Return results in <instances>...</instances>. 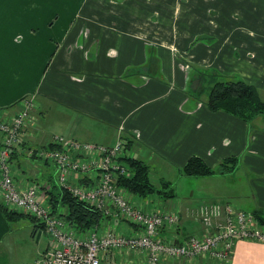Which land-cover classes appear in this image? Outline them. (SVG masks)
<instances>
[{
  "label": "crops",
  "instance_id": "0c3cea01",
  "mask_svg": "<svg viewBox=\"0 0 264 264\" xmlns=\"http://www.w3.org/2000/svg\"><path fill=\"white\" fill-rule=\"evenodd\" d=\"M55 2L0 0V114L12 116L24 98H36L37 121L28 129L24 149L14 155L23 186L40 185L45 193L60 187L55 166L29 157L25 148L43 150L55 136L113 146L122 136L133 142L130 156L149 165L155 184L179 180L193 188L188 182L193 178L180 174L191 157L214 168L238 157L232 174L208 179L219 185L244 174L248 190L239 197L245 207L226 191H210L209 196L244 211L264 210V116L248 124L212 112L204 98L189 95L198 67L239 76L264 90V0H84L79 14L67 16L60 31L48 25L49 18L30 14ZM153 57L160 68L145 81L137 72L147 70ZM74 181L89 184L90 179L84 175ZM178 197L132 199L150 210L179 211V226L164 228L161 235L183 242L204 226L193 202L195 191L184 200ZM107 223L127 235L137 232L122 220ZM24 225L32 228V236L45 233L25 216L9 222L0 207V264H7L8 257L13 261L10 236ZM124 259L121 252H111L105 264ZM166 264H264V244L239 241L227 263L201 257Z\"/></svg>",
  "mask_w": 264,
  "mask_h": 264
},
{
  "label": "built area",
  "instance_id": "2783aa9c",
  "mask_svg": "<svg viewBox=\"0 0 264 264\" xmlns=\"http://www.w3.org/2000/svg\"><path fill=\"white\" fill-rule=\"evenodd\" d=\"M20 104L12 116L0 114V197L8 209L44 224L50 245L40 258L28 264H105L111 252H121L125 258L114 264H166L168 260L201 257L227 263L239 241L264 244V225L252 212L220 202L205 203L198 208L203 232L192 234L183 242L164 238L161 235L164 228L179 226L180 212L138 206L132 195L117 186L118 176L132 174L130 167L121 161L130 156L128 141L122 137L115 145L106 146L55 136L48 143L53 148H25L23 151L29 157L55 166L60 187L106 216L137 228L134 235L110 224L103 232L98 229L78 232L59 216L62 212L53 214L42 186H23L17 180L13 155L24 149L28 129L37 121L33 116L35 96L24 98ZM84 175H88L89 184L74 181Z\"/></svg>",
  "mask_w": 264,
  "mask_h": 264
},
{
  "label": "trees",
  "instance_id": "16d2710c",
  "mask_svg": "<svg viewBox=\"0 0 264 264\" xmlns=\"http://www.w3.org/2000/svg\"><path fill=\"white\" fill-rule=\"evenodd\" d=\"M142 70L146 71L145 68ZM143 71L139 70L137 73L139 74ZM207 73L209 78L207 84L210 85V89L207 92L205 88L197 99L201 100L202 96L207 92L206 106L210 111L225 112L248 124H252L257 117L264 116V101L257 87L240 78L224 77L218 71H209ZM126 140L128 141L127 148L131 150L133 142L129 139ZM46 148H53V146L48 144ZM121 161L130 167L132 174L130 176H118L115 183L119 188L125 189L130 195L142 199L157 195L165 200H171L177 196L172 183L160 180L158 184H155L152 181L150 167L143 160L125 156ZM238 164L239 158L232 156L223 160L218 167L214 168L209 166L202 158L193 156L180 170V174L185 178L232 174ZM55 188V191L47 193L49 195L47 197V203L52 208L54 215L58 214L60 209H64L65 212H62L59 216L64 218L67 224L75 228L78 232L87 233L94 229L101 231L104 227L103 224L109 225L107 222L113 219L88 203L80 201L68 190L58 186ZM0 207L9 222L15 220L16 217L25 216L33 221L36 228L44 230V224L36 218L10 210L3 204ZM252 213L264 225V210L257 209L252 211Z\"/></svg>",
  "mask_w": 264,
  "mask_h": 264
},
{
  "label": "rangeland",
  "instance_id": "374dc122",
  "mask_svg": "<svg viewBox=\"0 0 264 264\" xmlns=\"http://www.w3.org/2000/svg\"><path fill=\"white\" fill-rule=\"evenodd\" d=\"M84 0H56L55 6L53 7H41L39 12H32V16L38 15L39 18H49V24L51 27L56 24V30L60 31L61 26H65L63 20L67 16H77L79 14V10L81 9V5ZM259 10V5H256ZM60 20L59 23H57ZM237 79L240 77L237 76ZM210 89V85H206V91ZM205 93V100H207V94ZM260 96L264 101V90L259 89ZM208 177H199L189 179V184L193 185V188H189L188 184H183L179 180H177L173 187H176L178 198H182L184 200L185 197L189 198L193 191H195V197L193 202L195 205L200 207L205 203L210 202H222L221 199L209 196L210 191L221 190L226 191L227 193H231L232 201L241 207L245 203L242 202V199L239 197L240 193L244 189L248 190L246 176L244 174H237L235 176H231L227 178V183H220L217 185V181H209ZM215 182V183H214ZM237 192V194H236ZM246 209V208H245ZM41 232V231H40ZM35 236H32V228H28V226H20L16 227L13 230L12 235L10 236L13 239V263L10 262V257L7 258V264H28L33 263L35 260L41 257V255L46 251V249L50 245V239L48 235L43 233L39 237V233ZM10 239V240H11Z\"/></svg>",
  "mask_w": 264,
  "mask_h": 264
},
{
  "label": "flooded vegetation",
  "instance_id": "af4514ba",
  "mask_svg": "<svg viewBox=\"0 0 264 264\" xmlns=\"http://www.w3.org/2000/svg\"><path fill=\"white\" fill-rule=\"evenodd\" d=\"M197 41H202V39L198 38ZM190 67H191V65L188 64V69H190ZM159 68L160 67H159L158 59L153 57L150 60L149 67L147 68L146 71L141 72V75L142 76L144 75V77H143L144 80L148 81L150 77H153V76L155 77V75L158 74ZM209 71H217V70L205 69V68H200V67L194 69V73L191 76L190 85H189V95L190 96L195 97L197 99V97H199L200 93L205 90L206 85H207V81L209 79L207 72H209ZM203 97H205V94L202 96V99H203Z\"/></svg>",
  "mask_w": 264,
  "mask_h": 264
},
{
  "label": "water",
  "instance_id": "95a60500",
  "mask_svg": "<svg viewBox=\"0 0 264 264\" xmlns=\"http://www.w3.org/2000/svg\"><path fill=\"white\" fill-rule=\"evenodd\" d=\"M40 235H41V232L39 233V237H40Z\"/></svg>",
  "mask_w": 264,
  "mask_h": 264
}]
</instances>
